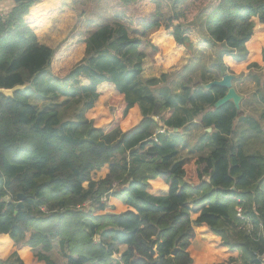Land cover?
Wrapping results in <instances>:
<instances>
[{
  "label": "trees",
  "instance_id": "obj_1",
  "mask_svg": "<svg viewBox=\"0 0 264 264\" xmlns=\"http://www.w3.org/2000/svg\"><path fill=\"white\" fill-rule=\"evenodd\" d=\"M44 1L0 12V89L25 86L11 98L0 94V264H57L54 242L65 264H113L115 254L114 264H264V153H245L230 139L236 122L250 120L232 102L214 109L226 89L201 86L261 71L252 81L264 120V0L197 9L206 40L218 46L217 68L178 88L167 74L145 77L143 64L150 58L169 69L191 47L183 26L198 0H152L155 9L131 25L115 12L88 34L84 56L60 79H44L55 51L39 37L61 7ZM118 1L128 9L138 0ZM105 83L117 92L97 107ZM31 95L65 110L80 105V117L39 111ZM195 123L204 135L211 129V146L186 161L179 134ZM195 228L213 238L223 261L193 250Z\"/></svg>",
  "mask_w": 264,
  "mask_h": 264
},
{
  "label": "rangeland",
  "instance_id": "obj_2",
  "mask_svg": "<svg viewBox=\"0 0 264 264\" xmlns=\"http://www.w3.org/2000/svg\"><path fill=\"white\" fill-rule=\"evenodd\" d=\"M212 1L213 0H198V2H195L189 9L188 17L189 19H191V22L184 25L183 28L189 36L191 47H188V49H185L182 52L179 60L177 61V63H180V61L182 60L180 65L176 66V63L173 67L166 69L169 70L167 72L171 75H177V73L180 72L185 63V65H189L191 63L187 68H185L184 73H189L192 82H195L204 80L208 70L217 68L216 58L217 54H219L218 46L211 45L206 40V34L202 25L204 17L203 15L197 13L198 8H200L201 6H207L208 3H211ZM63 4L64 3L60 4V9H62ZM95 4L96 3H90L89 7L87 4L84 5V7H81L79 5L74 6H77V8L80 10H84L85 14H89L90 17L91 15L95 14L96 8L98 7V4ZM102 4L105 5V3ZM134 5V13H130V17L133 19V23H136V21L139 19V16L141 17V15L144 16L151 13V10L155 7L152 0H138ZM161 7L163 13L168 16L169 14L166 5L162 3ZM84 12H82V14ZM97 13H100V11H98ZM73 31H71L64 39L48 38L46 37L47 32H44L41 35V41L49 43L55 51L54 58L46 74L47 76L44 79H47L48 77H51L52 79L64 78L70 68L74 66V64H76V62L80 59L82 54L78 46L79 41L77 39H74L71 35ZM145 61L146 62H144V64H146V68L143 66L145 77H159V71L165 69L160 66H156L155 68L151 67L149 65V61L147 59ZM170 69L173 70L170 72ZM261 75V71L258 70H254L250 74L243 73L242 75H237V78H235L232 84L233 88L244 96L245 101L240 102L239 110H241L245 115L243 119H249L250 122L246 123V120L236 122L235 133H233L230 139L234 144L240 146L245 153H252L256 151L264 153L263 136L262 134H259V132L255 129L257 125V127L264 132V120L260 119V115L263 109L257 98H255L253 94L255 83L252 81L254 77L259 78ZM182 78V82H185V76ZM103 92L105 93L103 94V96L107 95L108 98L107 101L99 107L106 108L109 104V100L116 93L111 94L109 88L107 91L104 90ZM60 100L61 98L57 99L56 103H59ZM30 102L39 111L50 110L52 109V107H56L59 111H62L64 120L78 119L81 114L80 105L65 110L62 107H58L57 105L59 104L56 105L50 102L49 99H43L37 95H31ZM138 119L139 117L136 116L130 122V125L137 122ZM192 128L193 129L191 131L182 130L179 134V137L181 139L180 144H178L179 158L185 159L186 161L194 158L195 156H206L211 146L210 139L208 137V134H210L211 130L205 129V132L207 134L204 135L202 128H195V126ZM108 129L109 126L106 127V130ZM102 174L103 171H100L97 174H94L93 178L96 180L97 178L101 177ZM210 238L213 239L209 235L201 234L200 232H198V228H195V238L192 242L193 250L199 254L211 255V260L209 262L223 261L224 255L214 249L212 240ZM9 246L10 245H8L6 249H9ZM7 252L8 251H6L4 254L6 255ZM59 252L60 251L58 243L54 242V251L52 257L57 264H65ZM117 255L118 254H115L113 256V264L117 263L116 260L119 258ZM29 259L30 252L26 257H23L24 261H27Z\"/></svg>",
  "mask_w": 264,
  "mask_h": 264
},
{
  "label": "crops",
  "instance_id": "obj_3",
  "mask_svg": "<svg viewBox=\"0 0 264 264\" xmlns=\"http://www.w3.org/2000/svg\"><path fill=\"white\" fill-rule=\"evenodd\" d=\"M44 3H47V4L48 3H59V4L64 3L62 9L57 11L56 16L51 20L49 28L45 31V32H47L46 37L51 38V39H56V38L64 39L71 31L74 30L71 35L73 36L74 39H77L79 41L78 46H79L81 54H82L80 59L77 62H79L82 59V57L84 56V51H85L84 40L86 39V37L88 36V34L90 32L94 31L96 28H98L102 24H106V23L111 22L113 20L112 19L113 14L115 12H119L120 10L124 11L126 13V16H127V20L124 21V24L129 25L130 24L129 21H131V20L133 21V19L130 17V13H134V9H135V5L129 6L128 9L123 8L120 5L118 0H50V1L47 0V1H44ZM75 3H77V4H75ZM83 3H85V4H83ZM90 3L98 4V7L96 8L95 14L91 15L90 17H89V14H85L84 10H80L77 8V6L76 7L74 6V5H79L81 7H84V5L87 4L89 7ZM102 3H105V5H103ZM13 5H14V3L12 0H1L0 1V12L8 10ZM154 9H155V7L151 10V12ZM98 11H100V13H97ZM82 12H84V13L82 14ZM77 25H79V26H77ZM186 36L189 38L187 33H186ZM40 37H39V41L42 44H45L46 46L53 49L49 43L42 42ZM190 43H191V41H190ZM147 60L149 61V63H150L149 65L151 67H154V68L156 67L152 64L150 58ZM181 62H182V60L180 61V63H177L176 66L180 65ZM185 64L183 65L180 72L177 73V75H171L170 73L167 72L169 70H166V69L159 71V73H160V75L161 74L169 75L168 81H170V83H173L174 85H176V88H178L181 84V81H182L181 79H183L182 77L185 76L186 79H191L189 76V73H184L185 68H187L191 63L189 65H185ZM203 64H205V63H203ZM143 66L146 68V64H143ZM172 70L170 69V72ZM143 74H144V72H143ZM156 78H158V77H156ZM235 78H237V76H235ZM211 81H214V80H211ZM211 81H209V82H211ZM195 82H197V81H195ZM83 84H88V82L83 80ZM232 84H233V82H232ZM108 88H109L111 94L117 92L114 85H112V84H108V83L100 84L97 87V93L99 94V97L95 103V106L99 107L100 105H103L107 101L108 97H107V95L103 96V94H105L103 91L104 90L107 91ZM255 90H256V85H255L254 91ZM236 93L242 97V101H245L244 96L241 93H239L237 91H236ZM253 94H254V92H253ZM194 126H195V128L196 127L200 128L199 124L195 123V124H191V125L187 126L183 130L191 131L193 129L192 127H194ZM101 171H103V174L101 175V177L97 178L96 180L103 178L107 174L108 168L104 167ZM158 188H159V192L161 194L164 195L167 193V187L164 184H160ZM198 232H199V229H198ZM123 250H125V247L119 246V252L121 253ZM117 256L119 257V254Z\"/></svg>",
  "mask_w": 264,
  "mask_h": 264
},
{
  "label": "water",
  "instance_id": "obj_4",
  "mask_svg": "<svg viewBox=\"0 0 264 264\" xmlns=\"http://www.w3.org/2000/svg\"><path fill=\"white\" fill-rule=\"evenodd\" d=\"M12 1L14 4H19V3H33V2H36L38 0H12ZM234 79H235V76L226 73L218 80H214V81H211L209 83L201 85L204 90H209L213 87H219V88L226 89L225 95L213 105L214 109L219 108L220 106L226 104L227 102H232L234 107L237 110L239 109V104L242 101V97L236 93V91L234 90V88L232 86V82L234 81ZM24 87L25 86H15L12 89H7V90L6 89H0V94L6 98H11V97H13V94L16 91L22 90V89H24ZM152 119L155 120V118H152ZM208 130H211V129L208 128ZM17 198H18L19 202L16 205V208L21 209V208H23V205H22L23 196L18 195Z\"/></svg>",
  "mask_w": 264,
  "mask_h": 264
}]
</instances>
